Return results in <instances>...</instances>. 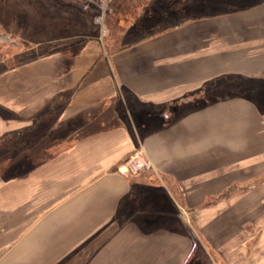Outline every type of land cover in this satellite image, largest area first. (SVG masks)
<instances>
[{"label": "crops", "instance_id": "0c3cea01", "mask_svg": "<svg viewBox=\"0 0 264 264\" xmlns=\"http://www.w3.org/2000/svg\"><path fill=\"white\" fill-rule=\"evenodd\" d=\"M192 9L0 73V264H188L198 234L217 264H264V181L224 193L264 172V0ZM137 148L153 167L127 178Z\"/></svg>", "mask_w": 264, "mask_h": 264}, {"label": "rangeland", "instance_id": "374dc122", "mask_svg": "<svg viewBox=\"0 0 264 264\" xmlns=\"http://www.w3.org/2000/svg\"><path fill=\"white\" fill-rule=\"evenodd\" d=\"M234 2L236 0H113L108 4L105 15L107 33L101 38V28L95 22V16L100 12L97 7L98 0H0V73L55 51L65 52L68 58H72L84 42L91 38L104 39V44L120 40L122 42L123 37L129 36V40L138 39L147 36L152 24L159 19L164 22L166 20L167 24L176 23L187 16L189 9L216 12ZM144 5L147 6L144 7L147 16L144 8L142 9L146 17L137 11ZM118 6L119 12H113V8ZM232 94L230 91L226 92V96ZM255 95L264 102V92ZM50 122L48 120L42 123L38 131H45ZM7 143L4 147H11V141L7 140ZM263 153L264 151L260 154ZM247 161L249 160H244ZM256 161L260 162L257 168H264V156L258 157ZM141 172L131 177L138 176ZM239 178L243 180L242 183L238 182ZM230 179L235 180L229 182V188L224 191L226 195L263 182L264 172L243 173V176L229 174L228 180ZM215 198L217 196H211L208 201L212 202ZM195 243V251L188 264L218 263L215 254L209 255L204 250L200 234L195 236Z\"/></svg>", "mask_w": 264, "mask_h": 264}, {"label": "built area", "instance_id": "2783aa9c", "mask_svg": "<svg viewBox=\"0 0 264 264\" xmlns=\"http://www.w3.org/2000/svg\"><path fill=\"white\" fill-rule=\"evenodd\" d=\"M113 0H98L97 7L99 9V14L95 16V22L101 28L102 37L106 35L107 28L104 25L105 15L108 4ZM152 167L151 160L143 149H137L132 151L126 158L123 160L119 173L125 177H131L144 169H149Z\"/></svg>", "mask_w": 264, "mask_h": 264}, {"label": "trees", "instance_id": "16d2710c", "mask_svg": "<svg viewBox=\"0 0 264 264\" xmlns=\"http://www.w3.org/2000/svg\"><path fill=\"white\" fill-rule=\"evenodd\" d=\"M110 4H111V3H110ZM112 7H114L113 4H112ZM112 7H111V8H112ZM119 7H120V6H118L117 8H116V7L113 8V9H114L113 12H119V11H118V10L120 9ZM107 10H108V9H107ZM106 12H107V11H106ZM167 28H168V24H167V23H165V22L157 23V24L153 25V26L150 28V30H148V35H147V36L156 35V34L162 32V31L166 30ZM131 34H132V33H131ZM128 45H129L128 41H126V42L116 41V46H117V47H115V48H117V49H122V48L127 47ZM118 46H119V47H118Z\"/></svg>", "mask_w": 264, "mask_h": 264}]
</instances>
